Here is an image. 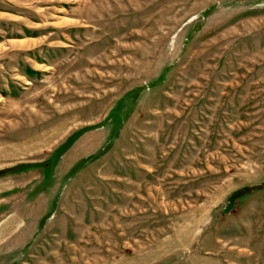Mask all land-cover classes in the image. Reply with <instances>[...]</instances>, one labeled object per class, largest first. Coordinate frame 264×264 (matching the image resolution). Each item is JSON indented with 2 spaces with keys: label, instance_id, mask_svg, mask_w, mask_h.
<instances>
[{
  "label": "rangeland",
  "instance_id": "obj_1",
  "mask_svg": "<svg viewBox=\"0 0 264 264\" xmlns=\"http://www.w3.org/2000/svg\"><path fill=\"white\" fill-rule=\"evenodd\" d=\"M0 264H264V0H0Z\"/></svg>",
  "mask_w": 264,
  "mask_h": 264
}]
</instances>
